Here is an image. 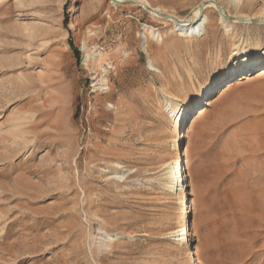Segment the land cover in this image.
<instances>
[{
	"label": "rangeland",
	"instance_id": "rangeland-1",
	"mask_svg": "<svg viewBox=\"0 0 264 264\" xmlns=\"http://www.w3.org/2000/svg\"><path fill=\"white\" fill-rule=\"evenodd\" d=\"M124 1L0 0V264H264V54L191 106L187 245L169 234L192 214L164 180L177 134L163 109L264 36L263 2L144 0L186 21L205 7L185 37Z\"/></svg>",
	"mask_w": 264,
	"mask_h": 264
},
{
	"label": "bare ground",
	"instance_id": "bare-ground-1",
	"mask_svg": "<svg viewBox=\"0 0 264 264\" xmlns=\"http://www.w3.org/2000/svg\"><path fill=\"white\" fill-rule=\"evenodd\" d=\"M131 2L141 3L140 7L150 10L155 16H160V12H163L158 7L151 6L146 1L140 0H130ZM210 2L218 1L223 2L227 7L233 8L235 11H240L243 9H250L255 3L256 0H208ZM263 7L260 10L259 16L264 17V0ZM200 7L195 8L193 14L199 19L195 21H186L178 17H166L169 22L172 24V28L166 35H171L174 32H179L180 36L191 37L193 34L200 35L204 32V27L208 22V18L205 15L206 8H203V13L199 10ZM220 16V14H219ZM176 18V19H175ZM234 18H237L236 16ZM221 23L226 28V31L233 30V25L236 24V19L233 21L227 22L221 16L219 18ZM72 27V25H71ZM143 33L149 34L150 38L154 41H162L161 35L150 26H144ZM193 33V34H192ZM191 34V35H189ZM143 47L147 45V39L144 37ZM84 48V47H83ZM264 54V36L263 35H253L250 37H242L237 43H235L227 56L226 60L216 66L208 76V79L204 83H199L197 86H194L190 91L185 93L183 97L179 100L174 101L172 98L167 97L163 103V109L169 114L171 120L174 123V132L177 134V140H175L172 149L174 151V157L171 162L165 165L164 169L166 173L164 175V180L166 182V187L169 192H175V194H180V199L187 206L185 214H192L189 218L187 227L171 231L169 234L176 238V241L180 245L188 244L190 238H192L194 227L197 224V219L194 215V199L192 198L188 201V198H184L185 193L188 191L187 185H185L186 176H185V158L188 152V144L195 127V119L191 114V106L195 102L199 101L200 97L204 95L209 88L214 85L217 81H223L228 79L231 76L236 75L246 68L250 63L255 62L256 58ZM150 70L155 74L159 73V70L153 64V60L149 59ZM97 86V84H96ZM100 89L108 90L107 81L105 77L102 78L101 84L98 85ZM222 90V89H220ZM163 93V90L160 89ZM185 123V119H187ZM185 124V125H184ZM184 126L181 134H179L181 128ZM181 142V143H180ZM123 176L117 177L118 179ZM192 195V194H191ZM193 196V195H192ZM192 218V221H191ZM105 243L108 246L112 239L110 236L105 237ZM191 256H196V246L192 247L190 251Z\"/></svg>",
	"mask_w": 264,
	"mask_h": 264
},
{
	"label": "water",
	"instance_id": "water-1",
	"mask_svg": "<svg viewBox=\"0 0 264 264\" xmlns=\"http://www.w3.org/2000/svg\"><path fill=\"white\" fill-rule=\"evenodd\" d=\"M112 2L114 3H120V2H117V0H111ZM124 3H127V4H134V5H138V6H141V3H137V2H129V1H124ZM161 17H169V16H164L162 14H160Z\"/></svg>",
	"mask_w": 264,
	"mask_h": 264
}]
</instances>
